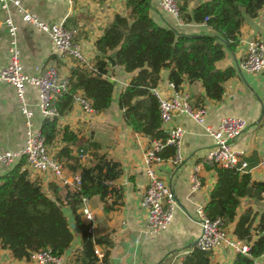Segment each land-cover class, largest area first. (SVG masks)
<instances>
[{
    "label": "crops",
    "instance_id": "crops-1",
    "mask_svg": "<svg viewBox=\"0 0 264 264\" xmlns=\"http://www.w3.org/2000/svg\"><path fill=\"white\" fill-rule=\"evenodd\" d=\"M20 7L39 20L52 25L62 23L75 33L74 41L83 53L86 62L92 66L97 52L94 44L102 35L104 28L112 21L114 15L126 13L128 0H19ZM209 0H193L188 3L191 12L197 5ZM183 0H178L179 7ZM22 13L9 3L7 10L0 8V70L10 60V36L5 24L10 18L16 26V44L19 50V61L22 70L30 76L38 75L47 67H54L59 75L68 78L70 69L77 63L68 56H61L48 36L21 20ZM150 17L162 27H170L180 33L201 35L210 33L203 24L183 23L171 14L152 7ZM264 41V6L255 18L244 16V23L238 35V45L234 52H225L224 58L217 62L218 69L234 68L236 75L223 85L224 94L220 101L208 99L200 80L190 83L184 79L179 91L188 94L189 104L194 109L202 108L205 115L201 124L196 123L187 114L176 112L172 124L180 126L184 135L180 147L183 162L173 167L168 159L155 167L156 175L173 190L177 208L171 224L163 232L155 235L145 230V213L140 201L146 185V174L143 166V154L149 148L151 140L134 133L122 122V111L117 99L128 85L133 74L126 73L121 67H111L108 73L113 83V100L110 108L93 116L81 113L77 105L59 119L61 132L67 127L73 132L78 142L73 145L75 156L84 154L83 166H91L95 154H107L121 164L123 174L113 182V186L122 189V203L109 212L105 204L94 196L87 200V207L93 216L91 237L102 240L98 245L105 253L108 264H182L183 259L196 246L201 230L196 218L198 207L204 208L216 183V173L207 169L203 163L205 155L213 145V138L207 129H216L222 118L233 117L245 120L247 126L233 141L231 147L241 154L248 164L247 172L252 181L264 182V166L260 158L264 154V69L255 75L242 73L239 62L246 54L250 41ZM110 65V64H109ZM169 70L160 72V81L155 91L163 98L171 97L175 89L170 87ZM24 101L33 113V129L40 130L42 117L39 113L38 93L33 86H26ZM56 139V140H57ZM25 117L21 113V104L15 90L7 83L0 82V151L18 152L25 146ZM94 145L98 147L95 148ZM18 162V161H16ZM15 162V163H16ZM198 168L200 188L192 191L189 183L193 168ZM7 171L0 168V176ZM31 181L38 183L46 190L51 183L48 175L29 174ZM247 208H252L258 216L264 211V194L261 200L242 199L238 215ZM81 206L76 210L79 214ZM71 225L74 216L67 209L63 210ZM82 221V219H81ZM83 224L86 225L84 221ZM233 224L228 225L233 233ZM73 240L62 254V264H96L83 251L80 231L71 228ZM96 245V244H95ZM94 245V246H95ZM235 256L227 250H217L209 264H232ZM0 264H37L30 260H16L0 246Z\"/></svg>",
    "mask_w": 264,
    "mask_h": 264
},
{
    "label": "trees",
    "instance_id": "trees-1",
    "mask_svg": "<svg viewBox=\"0 0 264 264\" xmlns=\"http://www.w3.org/2000/svg\"><path fill=\"white\" fill-rule=\"evenodd\" d=\"M179 7L183 23L203 24L210 33L192 35L156 24L150 17L152 8L147 0H128L126 13L114 15L94 44L97 56L89 68L75 65L68 76V90L57 97L54 108L57 117L42 121L40 134L48 147L60 135L59 119L70 111L74 96L80 93L98 114L107 111L113 100V83L108 78L109 63L104 56L114 54L115 66L133 74L128 85L119 94L117 104L122 111V122L134 133L151 141H165L159 102L153 90L159 84L160 72L169 70L168 80L179 89L184 79L190 83L200 80L208 99L220 101L223 85L236 75L234 68L218 69L225 52H234L244 16L255 18L264 6V0H209L197 5L191 12L183 0ZM64 146L55 155L72 173L78 174L79 185L71 190L51 182L46 190L31 181L23 169L25 157L0 176V246L16 260H29L32 252L44 249L62 255L73 240L72 230L63 209L74 216L80 231L83 251L94 263V240L89 227L82 223L76 210L83 199L94 196L105 204V212L121 205L122 189L113 182L123 170L121 164L107 154H95L91 166H83L72 146L77 136L67 127L61 132ZM93 146L97 148V145ZM174 148L167 146L159 156L168 159ZM215 171L217 179L203 208L210 218H220L225 226H233L235 237L248 244L247 254H237L232 264H252L264 249V211L258 216L252 208L240 215L242 199L261 200L264 182L252 181L248 172L235 168L207 166ZM182 264H209L208 255L196 246L185 256Z\"/></svg>",
    "mask_w": 264,
    "mask_h": 264
},
{
    "label": "built area",
    "instance_id": "built-area-1",
    "mask_svg": "<svg viewBox=\"0 0 264 264\" xmlns=\"http://www.w3.org/2000/svg\"><path fill=\"white\" fill-rule=\"evenodd\" d=\"M150 7H156L162 12L171 14L175 19L180 20V10L178 0H147ZM9 3L18 8L22 13L21 20L32 25L40 34L49 37L55 49L61 56H68L75 60L78 65L91 67L85 60L81 48L74 41L75 33L67 29L62 23L49 25L39 20L35 15L30 14L20 7L19 0H0V8L7 10ZM5 24L10 36L9 52L10 60L6 67L0 70V82L7 83L15 90L17 100L21 104V113L25 117V146L18 152L0 151V168L10 169L22 156L25 157L23 169L29 174L48 175L51 182L60 187H67L71 190L77 189L79 176L70 172L54 155L49 154L40 131L33 129L31 118L33 113L26 107L24 94L26 86H33L38 93V110L43 120H51L57 117L54 103L57 97L68 90V78L59 75L54 67H47L38 75L30 76L23 72L19 61V50L16 44V26L10 18H6ZM239 70L247 75H255L264 69V41H250L247 44L246 54L238 64ZM170 87L175 89L170 83ZM153 93L158 98L159 113L162 128L166 133V140L151 141L148 149L143 154V166L146 174V185L141 197L140 207L145 213V230L147 234L155 235L163 232L171 224L177 201L173 190L155 172V167L166 159L159 156V153L167 146L174 148V155L168 158L173 167L179 166L183 162L180 147L184 131L180 126L173 125L172 119L176 112L187 114L196 123L201 124L205 115L202 108H192L189 104L188 94L175 89L174 94L169 98L157 95L155 89ZM73 104L77 105L81 113L87 116L97 114L80 93L74 96ZM72 104V105H73ZM247 124L241 118H222L216 129H207L213 138V145L205 155L203 163L210 167L235 168L245 173L248 164L241 158V154L231 147L233 141L243 132ZM80 160L84 154L77 155ZM16 162V163H15ZM260 164L264 166V154L260 158ZM192 191L200 188L198 168L194 167L189 179ZM87 199H83L79 217L89 227L93 216L87 207ZM197 222L200 226V236L196 242V247L208 255L209 263L217 250H227L234 256L237 254H247L248 244L238 240L235 235L229 232L220 218H208L202 207L196 210ZM264 234V233H263ZM96 264H108L105 253L98 245L94 246ZM30 261L37 264H62V255L54 254L49 249L32 252ZM252 264H264V249L260 257L255 258Z\"/></svg>",
    "mask_w": 264,
    "mask_h": 264
},
{
    "label": "rangeland",
    "instance_id": "rangeland-1",
    "mask_svg": "<svg viewBox=\"0 0 264 264\" xmlns=\"http://www.w3.org/2000/svg\"><path fill=\"white\" fill-rule=\"evenodd\" d=\"M61 146H62V144H60V140L57 139V140H55V142L53 144H51L50 146L47 147V150H48L49 154L55 156L58 153V151L60 150ZM63 210H65V209H63Z\"/></svg>",
    "mask_w": 264,
    "mask_h": 264
},
{
    "label": "water",
    "instance_id": "water-1",
    "mask_svg": "<svg viewBox=\"0 0 264 264\" xmlns=\"http://www.w3.org/2000/svg\"><path fill=\"white\" fill-rule=\"evenodd\" d=\"M114 54L104 56L105 60L110 64L111 67H115V61L113 60ZM75 227L74 224L71 225V228Z\"/></svg>",
    "mask_w": 264,
    "mask_h": 264
}]
</instances>
